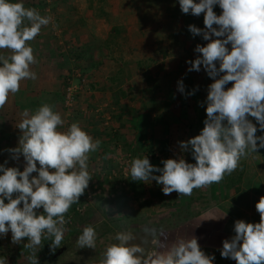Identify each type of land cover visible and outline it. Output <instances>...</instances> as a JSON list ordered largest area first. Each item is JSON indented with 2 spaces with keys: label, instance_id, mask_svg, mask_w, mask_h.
Wrapping results in <instances>:
<instances>
[{
  "label": "clouds",
  "instance_id": "1",
  "mask_svg": "<svg viewBox=\"0 0 264 264\" xmlns=\"http://www.w3.org/2000/svg\"><path fill=\"white\" fill-rule=\"evenodd\" d=\"M179 4L184 14L204 13L205 29L189 25V31L210 41L206 46L197 45L195 52L201 55L188 61V71L198 72L203 65L214 80L209 85L204 128L199 135L180 142L182 150L191 148L196 163L167 159L160 168L145 156L132 160L130 176L134 181L162 184L165 195L176 192L190 196L194 189L221 182L225 174L238 168L241 158L255 153L258 147L264 148V136H256L257 128L247 118L254 117L264 130V0H179ZM216 5L222 14L214 12ZM51 21V16L25 8L22 2L0 0V49L11 52L9 56L0 55V108L10 94L20 90L22 81L37 79L31 65L38 61L27 42ZM229 82H233L232 87L225 90ZM178 90L184 93L182 80L178 81ZM21 117L19 147L8 151L16 160L22 154L26 165L20 171L0 164V236L11 231L13 244L27 238V260L39 264L37 249L42 240H52V252L61 246L67 231L65 216L92 179L89 156L99 149L101 141L93 140L78 122L71 123L66 131L58 130L65 121L47 103L34 113L25 109ZM255 207L260 222L237 220L235 236L223 241L222 257L237 264H264V196ZM40 208L44 214L37 215ZM103 209L110 210L107 206ZM114 239L116 243L106 247L98 264H213L215 259L201 250L197 238H181L169 245L165 243L167 235L156 229L145 228L139 243H134L137 236L130 230L117 232ZM96 244L95 228L85 226L76 240L77 248L95 249ZM149 245L156 250L149 251ZM0 264H8L7 259L0 258Z\"/></svg>",
  "mask_w": 264,
  "mask_h": 264
},
{
  "label": "crops",
  "instance_id": "2",
  "mask_svg": "<svg viewBox=\"0 0 264 264\" xmlns=\"http://www.w3.org/2000/svg\"><path fill=\"white\" fill-rule=\"evenodd\" d=\"M196 1L199 3V0ZM19 2H22L25 8H35L42 16H51L52 21L48 26L41 28L40 34L35 39L27 42L33 48V55L38 61L31 65V70L37 74V79L22 81L20 90L10 94L5 106L0 108V164L5 167H16L20 171L24 170L26 161L23 155L21 154L16 160L8 150L19 147V140L23 134L18 128L22 120L21 113L25 109L34 113L45 103L53 105L54 110L58 111L65 121L63 127L58 130L66 131L71 123L78 122L93 140L101 141L99 149L90 153L89 163L94 161L99 152L104 151V147L109 143L106 138L110 133L116 134L118 141L130 149L137 148V144L139 146L143 144L158 151L164 146L165 154L167 151L173 155L172 152L178 149L180 151L174 153L182 155L181 158L192 156L191 148L187 151L182 150L180 142H186L199 135L204 128L202 124L207 119L209 85L214 80L208 76L203 65L198 72L188 71L191 67L188 63L191 60L188 59L195 60L201 55L195 52V49H192L194 53L189 52L188 47L193 43L191 40L194 37L197 42H202L201 46H206L210 41L204 40L202 35L192 37L187 33L188 38L182 41L188 46L185 47L186 50L183 49L186 55L183 52L179 53L185 59H181L176 54L166 57L161 61L163 69L158 70L159 74L137 69L140 67L139 63H134L133 70L122 69V66L117 68V64L103 60L111 57L108 51L111 44L115 45L113 42L118 44L120 40L126 41V38L129 41L144 42L149 36L154 35L151 33V27L155 26V23L151 24V20L145 21L136 16L135 8L138 5L136 0H131L130 3L125 0ZM213 10L217 15L222 14V9L218 5L214 6ZM201 15L202 17L187 14L186 19L176 24L183 26L189 32V25H204V14ZM110 17L115 19L113 29L119 28L118 32L121 30L123 34L116 35L113 32L112 35L110 34L111 29L104 21L105 18ZM167 22L169 26L175 24L173 19ZM212 39L216 37L213 36ZM107 42L109 50L104 51ZM74 46H85L89 51L85 58H88V62L91 59L95 73L101 71L98 72L97 77L93 75L95 82L91 84L95 88L90 91L89 96L82 97L83 101L77 105L78 112L76 111L75 117H73V109L67 112L62 105L64 75L72 67L68 50L71 51ZM227 47L230 49L231 46ZM143 50L141 48L134 51L132 60L135 62L148 60L151 54ZM114 51L115 49L113 55ZM0 55L9 56L11 52L9 49H0ZM85 58L81 59L84 65ZM216 66L219 68V62H216ZM175 68L177 73L173 72ZM181 80L185 86L184 93L178 90V81ZM232 84L233 82H229L225 90L232 87ZM92 85H90L91 90ZM110 91L116 94L112 96ZM145 93L152 94L142 98ZM134 94H139V97H136L139 98L138 101L131 100ZM113 107L115 112L110 116L108 111ZM176 110H180V114ZM192 114L193 120L195 116L197 117L195 122L189 117ZM247 118L256 126V136H264V130L259 128L256 119L250 115ZM117 130L118 133H115ZM257 144L259 145V141ZM166 147L169 148L166 150ZM37 167L39 168L38 162ZM33 174L38 176V173ZM211 196H213L212 210L221 217L225 215L223 218L230 228H234L237 220L259 223L260 214L255 205L264 196V148L258 147L255 153L241 158L235 171L225 174L221 182L213 183Z\"/></svg>",
  "mask_w": 264,
  "mask_h": 264
},
{
  "label": "rangeland",
  "instance_id": "3",
  "mask_svg": "<svg viewBox=\"0 0 264 264\" xmlns=\"http://www.w3.org/2000/svg\"><path fill=\"white\" fill-rule=\"evenodd\" d=\"M19 1L23 0H16V2ZM34 1L39 3V1L42 0H32V2ZM63 1L65 0H50V2ZM125 1L127 3L131 2V0ZM24 2H26V0H24ZM195 2L198 3L196 0ZM27 3H30V1H27ZM136 3L138 4L135 8L136 16L145 21L151 20V24L155 23V26L151 27V33H154V35H152V37L149 36L147 41L144 42H135L136 40L129 41L127 38L126 41L120 40L118 44L117 42H113L115 45L111 44L110 50L108 46L109 43L107 42V45L104 46V51L109 50L108 53L111 57L103 60L117 64V68L122 66V69L126 68L128 70H133L134 63H139L138 65H140V67L137 69H145L159 74V71L163 69L161 61L166 57L176 54L182 59L183 57L179 53L183 52L186 55V51L184 50H186L185 47L188 46L187 43L185 44L182 41L184 38H188L187 33H190L192 37H194V35L190 31L188 32L187 29L185 30L183 26L181 27L176 23H179L182 19H186L188 16L182 12L179 0H136ZM134 14L135 13H133V15ZM188 14L192 15L191 12ZM199 16L202 17L201 14ZM170 19H173L175 22L173 26L167 24V21ZM104 21L106 22L105 24L110 27V34L112 35V32L114 33L113 28L115 25L113 24L115 23V19L110 17L109 19L105 18ZM25 23L27 24L26 21ZM196 27L205 29V25L203 24L201 26H197L196 24ZM213 27L218 26L214 25ZM118 29L115 34H123V31L121 32L120 30V32H118ZM191 41L193 43L190 44L188 50L194 53L192 49H195L197 45H201L202 42H197L195 37ZM141 48L144 49L143 52L151 54L150 58H148V60H141L140 62L133 61L131 58L133 52ZM76 49H78L79 56H75ZM88 53L89 51L86 50L85 46H74L71 51L68 50V58L70 59L69 62L71 66L73 65V68L76 67L81 73L87 74V85H89L84 94L80 96L78 103L75 104L73 108V117L77 114L76 111L78 112L77 105L80 101H83L82 97L85 95L89 96L90 91L94 90L95 87L91 84L95 82L93 78L99 75L98 72H101L98 70L97 73H95V67L94 64H91V59H89L90 62H88V58H85ZM74 56L75 62H73L72 59ZM83 58H85V65L81 60ZM188 60L194 61L193 58ZM111 64L112 63H110V65ZM69 70L64 75L63 86ZM175 71L177 73L176 68L173 72ZM115 72H117L116 68ZM119 74L121 73L119 72ZM90 85L93 86L92 90L90 89ZM97 90L98 89H96V91ZM110 94L113 96L116 92L110 91ZM151 94L145 93L142 98ZM131 95L133 96V93ZM136 95L131 98L132 101L139 100V98H136L139 97V94ZM63 109L67 111L64 107ZM86 111H88V109H86ZM176 111L180 114V110ZM113 112H115L114 107L108 111V114L112 116ZM189 117L192 120L194 118L193 114ZM196 118L195 116V119ZM195 119L193 120L194 122ZM202 125L204 126V124ZM115 133H118V130ZM106 139L109 143L104 147V151L99 152L92 163L88 162L89 172L92 175L88 187L85 189L84 194L80 196L78 203L73 204L74 206H83L84 210L78 214L74 211L76 206L73 208L72 205L65 216L68 223L65 225L67 231L64 233V238L74 231L83 230L85 226H93L94 228L100 229V231L108 228L114 235L119 231L130 230L137 236L134 243H139L140 238L144 235L145 228L156 229L158 233L163 231L167 235L168 239L165 243L169 245L181 238L191 239L195 237L197 238L201 250L206 255L215 257L213 264H237L235 260L221 256L223 241L226 239L231 240V238L235 236V231L233 227L230 228L228 226V223L223 217L212 210L213 196L211 195L213 184L194 189L190 196H182L176 192L165 195L162 191L163 185L157 184L154 180L146 183L131 179L130 165L133 159L144 158L146 156L152 165L162 168V161L164 160H179L182 155H177L174 152L180 150L176 149L172 152L173 155H171L169 154L170 152L168 153L167 151L166 154L164 153V146H161L162 149L157 151L143 144H141V146L137 144V148L130 149L124 147V145L118 141V137L114 133L108 134ZM168 148L166 147V150ZM136 149L137 152H135ZM183 159L187 163H196L193 156H185ZM2 174L3 173L0 172V175ZM160 174L159 172L153 173V175ZM32 175L34 176V174ZM13 198H15V194ZM7 202L8 201L5 200V203ZM20 206L22 207V203ZM104 206H107L110 210L105 212L103 209ZM36 211L37 215L44 214L43 208ZM117 213H119L120 216H116ZM110 239L112 243H116L113 236H110ZM160 239L163 240V237ZM27 243L28 239L23 238L20 243L13 244L12 233L9 231L6 236H0V258H6L8 264H29L27 256L30 254V250L24 248V245ZM51 243V239L42 240V246L37 249V260L47 255H53L64 246L62 241L61 246L56 248L55 252H52L50 249ZM148 250L152 251L156 249L154 245H149ZM62 251V254L64 252L66 253V249ZM73 259H76L73 258V253L72 256L66 253L62 258L66 264H73L74 261H77ZM81 259L83 260V258Z\"/></svg>",
  "mask_w": 264,
  "mask_h": 264
},
{
  "label": "trees",
  "instance_id": "4",
  "mask_svg": "<svg viewBox=\"0 0 264 264\" xmlns=\"http://www.w3.org/2000/svg\"><path fill=\"white\" fill-rule=\"evenodd\" d=\"M12 2H16V0H12ZM116 30H117L116 28L113 29L114 33H117ZM76 55L79 56L78 49H76L75 56ZM75 56L73 58H75ZM75 206L73 205V208ZM76 207L74 209L75 212H76ZM95 230L97 232V244L95 249L77 248L76 240L78 239L79 235L82 234V230L74 231L73 233H70L64 238L63 247L64 249H66V253H68L69 255L71 254V256L73 253V258H76L73 260L78 261V262L74 261L73 264H98V261L102 258V254L105 251L106 247L112 244L110 236H113L114 239L115 235L112 232H110L111 231L110 229L106 228L105 230L100 231V229L95 228ZM62 252H63L62 250H59L53 255H49V256L47 255L41 257L38 260V262L39 264H66L62 260V258L66 255V253L64 252L62 254ZM81 258H83V260Z\"/></svg>",
  "mask_w": 264,
  "mask_h": 264
},
{
  "label": "built area",
  "instance_id": "5",
  "mask_svg": "<svg viewBox=\"0 0 264 264\" xmlns=\"http://www.w3.org/2000/svg\"><path fill=\"white\" fill-rule=\"evenodd\" d=\"M72 59L73 62H75L74 58ZM87 77H88L87 74L81 73L80 71L77 70L76 67L73 68V65L70 68L67 77H65L64 86H63V107L67 109L68 112L72 111L75 104L78 103L80 96H82L86 88L89 87V85H87L88 84ZM73 79L76 83L73 81ZM83 210H84L83 206L79 205L76 207L77 213H80Z\"/></svg>",
  "mask_w": 264,
  "mask_h": 264
},
{
  "label": "water",
  "instance_id": "6",
  "mask_svg": "<svg viewBox=\"0 0 264 264\" xmlns=\"http://www.w3.org/2000/svg\"><path fill=\"white\" fill-rule=\"evenodd\" d=\"M63 249H64V247L61 250H63Z\"/></svg>",
  "mask_w": 264,
  "mask_h": 264
}]
</instances>
